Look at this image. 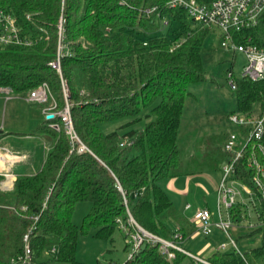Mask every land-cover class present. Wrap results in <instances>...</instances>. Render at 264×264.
I'll list each match as a JSON object with an SVG mask.
<instances>
[{"label": "trees", "instance_id": "1", "mask_svg": "<svg viewBox=\"0 0 264 264\" xmlns=\"http://www.w3.org/2000/svg\"><path fill=\"white\" fill-rule=\"evenodd\" d=\"M169 1L0 0V10L12 14L35 42L0 47V89L26 99L47 84L49 101L32 106L43 112L56 104L60 112L69 105L75 132L88 149L78 153L58 116L37 127L33 136L50 137L41 170L19 175L12 191L0 193V264H15L27 246L36 264L50 248L59 263L84 264L77 259L79 236L93 233L113 243L122 229L119 220L128 227L131 248L137 228L129 224V212L140 227L165 240L183 232L167 227L180 215L160 183L216 168L203 162L187 170L186 151L178 144L186 100L193 96L189 88L207 80L203 46L211 30ZM196 1L210 6L215 0ZM240 39L264 48V13ZM61 46L59 72L51 63ZM235 92L242 114L256 107L264 111V82L239 80ZM117 121H125L120 129L129 131L102 130L103 123ZM144 121V128L134 129ZM257 157L264 168V155L257 151ZM240 167L237 178L261 198L264 217V187L254 186L245 162ZM80 202L92 208L78 227L73 214ZM252 231L247 236L262 235L261 246L244 254L235 248L217 252L207 260L264 264V224ZM185 257L178 252L170 260L159 244L145 242L126 264H179Z\"/></svg>", "mask_w": 264, "mask_h": 264}, {"label": "rangeland", "instance_id": "2", "mask_svg": "<svg viewBox=\"0 0 264 264\" xmlns=\"http://www.w3.org/2000/svg\"><path fill=\"white\" fill-rule=\"evenodd\" d=\"M222 42L221 32L218 29H212L203 46V66L207 80L192 84L189 88L193 96H189L186 100L178 136L179 146L186 151L187 170L189 171L198 170L203 166L201 164L203 162H208L206 167L209 168L216 165L214 171L205 172L220 171L219 167L224 164L223 147L226 137L240 132L239 127L230 119L232 114L242 113L239 112L238 94L231 88L228 79L232 73L236 79L241 78L247 58L242 53H235L230 49L223 48ZM9 95L11 98L7 99L4 93H0V146H7L11 154L19 156L14 161L16 174H32L35 170L41 169L47 144L50 142L48 135H32L37 127L46 120V116L40 108L32 106V103L25 98L13 93ZM258 111L259 108L256 107V112ZM124 123L125 121L103 123L101 128L107 134L115 131L123 134L129 131L120 129ZM145 124L144 121L134 129H142ZM211 163L212 165H210ZM2 179L3 177L0 178V181ZM206 191L198 194L196 205L200 207L210 205L212 200L210 196L213 201H217L218 194H214L207 185ZM244 198L245 212L234 218V225L230 230L232 237L237 240L238 252L243 254L263 243L260 234L247 236L253 232L250 229V223L257 222V212L263 211V201L257 195L253 199L249 196ZM91 208L90 202H80L76 205L73 214V222L76 226L83 225ZM167 227L172 232L176 230L172 222L168 221ZM208 238L212 239L213 234ZM203 239L207 238L204 235L197 239L187 236L181 241V246L195 252V255L207 259L206 255L194 251V248ZM127 243L125 233L120 228L116 230L113 243L97 239L93 233L81 234L78 240L77 259L84 264H126L130 256V248ZM229 251H235V249L229 247L222 250V252ZM38 264L67 263L57 262L55 253L50 248L43 253ZM179 264L195 263L191 258L185 257Z\"/></svg>", "mask_w": 264, "mask_h": 264}, {"label": "built area", "instance_id": "3", "mask_svg": "<svg viewBox=\"0 0 264 264\" xmlns=\"http://www.w3.org/2000/svg\"><path fill=\"white\" fill-rule=\"evenodd\" d=\"M168 5L173 9H184L189 18L203 28L210 30L218 29L222 34V47L230 49L235 53H242L247 58V64L243 68L240 79L235 75L229 77L228 82L231 88L236 91L239 80L264 82V48L255 45L251 39L247 41L239 40V36L245 31L258 26L260 17L264 13V0H215L210 6L200 4L196 0H170ZM33 39L23 33L17 19L10 13L0 10V47H31L34 45ZM64 47H60L57 60L51 66L61 72V58L63 57ZM8 89H0V93ZM65 92H67L65 90ZM9 94V93H8ZM50 99V90L47 84L36 89L29 94L26 100L45 104ZM56 104L44 109V115H55L60 117L64 123L65 130L70 137L73 145L78 144V153L87 152V147L80 141L75 132L71 108L69 105L65 110L55 112ZM231 121L239 127L240 132L228 135L224 151L227 158L222 166V181L219 186V198L217 202L218 222L213 221V213L208 209L198 211L194 216L196 232L204 236H210L214 229L221 230L228 236V245H223L225 249L231 246L238 249L235 239L230 230L234 225V217L240 195L239 188L249 191L250 187L242 183L237 177L240 172V165L245 162L246 167L254 172L253 184L259 190H263L264 168L261 165L257 151L264 155V111L255 110L251 114L234 113L230 117ZM59 129L58 125H53ZM251 190V189H250ZM252 191V190H251ZM188 208H190L188 206ZM123 232L128 233V227L123 221L119 220ZM129 224L137 228L136 233L130 235V256L133 259L135 254L145 242L160 245L162 253L170 260H175L177 253L180 252L191 258L195 264H212L207 259L197 256L181 246L182 235L176 234L173 240H165L157 235L151 234L140 227L129 212ZM264 224L252 225L255 229ZM28 241V237L25 238ZM56 252V249H53ZM15 264H36L32 259V251L29 246L25 253L16 259Z\"/></svg>", "mask_w": 264, "mask_h": 264}, {"label": "crops", "instance_id": "4", "mask_svg": "<svg viewBox=\"0 0 264 264\" xmlns=\"http://www.w3.org/2000/svg\"><path fill=\"white\" fill-rule=\"evenodd\" d=\"M3 93L7 96V99L11 98V95H9L11 93L10 90H6ZM8 150L9 148L7 146H0V178L3 177L2 181H0V193H7L12 191L14 188L15 181L20 175V173L16 174L14 171L16 169V163H14V161L17 160L19 156L14 155L13 153L11 154ZM39 171L35 170L32 174L21 175H33L38 173ZM221 181L222 167L218 172H203L200 174H193L189 176L174 178L171 180H165L160 183V186L168 194L171 201L173 202L175 209L177 210V213L180 215L179 220L174 223V227H178L177 229H181L183 231L181 232L182 235L190 233V235L188 236L194 239H197L202 236V234L196 232L197 229L194 223V216L200 210H210L213 213V221L215 223L218 222L219 217L217 214V202L219 198V186L221 184ZM206 185L209 186V188L211 189V191H213L214 194H218L217 201H213V198L210 196V198L212 199L211 204H207L206 207H200L196 205V197L199 193L207 192ZM239 192V205L237 206L235 212L236 217H238L239 214H243L245 212L246 202L244 203V197L249 196L251 199H253L256 196V194L250 189L249 191H246L244 190V188H239ZM188 206L190 208H188ZM257 213V222L250 224L258 226L264 221V217H262V212L260 213L258 211ZM212 234V239H209V236H205L207 239H203L200 244L194 248V251L206 255L207 259L210 258L212 255L216 254L217 252H222V250L231 247L227 246L225 249L222 248L223 245H228L229 239L228 236L224 234L221 230L215 229ZM225 237L227 238V240ZM189 252L195 254V252L193 251Z\"/></svg>", "mask_w": 264, "mask_h": 264}, {"label": "water", "instance_id": "5", "mask_svg": "<svg viewBox=\"0 0 264 264\" xmlns=\"http://www.w3.org/2000/svg\"><path fill=\"white\" fill-rule=\"evenodd\" d=\"M55 118V115L51 114L47 116V120H53Z\"/></svg>", "mask_w": 264, "mask_h": 264}]
</instances>
